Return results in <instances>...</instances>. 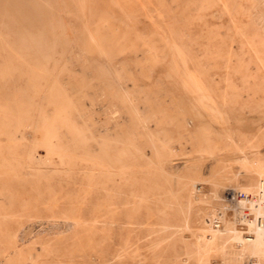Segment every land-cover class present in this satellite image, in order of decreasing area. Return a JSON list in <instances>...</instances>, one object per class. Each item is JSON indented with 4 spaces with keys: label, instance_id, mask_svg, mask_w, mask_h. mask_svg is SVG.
Instances as JSON below:
<instances>
[{
    "label": "rangeland",
    "instance_id": "obj_1",
    "mask_svg": "<svg viewBox=\"0 0 264 264\" xmlns=\"http://www.w3.org/2000/svg\"><path fill=\"white\" fill-rule=\"evenodd\" d=\"M263 178L264 0H0V264H264Z\"/></svg>",
    "mask_w": 264,
    "mask_h": 264
},
{
    "label": "built area",
    "instance_id": "obj_2",
    "mask_svg": "<svg viewBox=\"0 0 264 264\" xmlns=\"http://www.w3.org/2000/svg\"><path fill=\"white\" fill-rule=\"evenodd\" d=\"M230 201L233 200H238V201H251V204L257 208H262L264 209V178L260 179L257 183L256 186V190L252 195H247V194H243V193H232L229 197ZM225 215L224 211H221L219 213L216 214L215 222L214 224H216L215 226H218L223 218V216ZM245 215H247V213H244V217H246ZM259 220V222L262 223V221H264V216L260 215L257 218Z\"/></svg>",
    "mask_w": 264,
    "mask_h": 264
},
{
    "label": "bare ground",
    "instance_id": "obj_3",
    "mask_svg": "<svg viewBox=\"0 0 264 264\" xmlns=\"http://www.w3.org/2000/svg\"><path fill=\"white\" fill-rule=\"evenodd\" d=\"M260 223V225H262L261 224V222H259ZM262 227V226H261ZM264 227V226H263ZM247 241H254V239H247Z\"/></svg>",
    "mask_w": 264,
    "mask_h": 264
}]
</instances>
